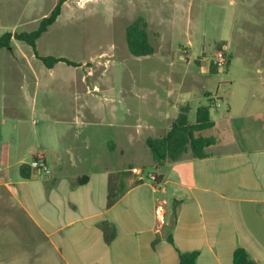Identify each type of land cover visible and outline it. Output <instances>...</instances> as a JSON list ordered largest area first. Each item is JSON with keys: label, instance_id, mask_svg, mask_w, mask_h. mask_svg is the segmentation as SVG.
<instances>
[{"label": "crops", "instance_id": "crops-1", "mask_svg": "<svg viewBox=\"0 0 264 264\" xmlns=\"http://www.w3.org/2000/svg\"><path fill=\"white\" fill-rule=\"evenodd\" d=\"M6 30L0 20V37ZM248 37L243 31L236 44L243 95L231 99L228 112L210 100L216 111L207 137L216 142L208 157L188 154L158 174L139 169L111 208L109 178L120 171L104 165L102 152L116 155L119 145L133 147L155 121L168 132L173 113L190 109L201 74L210 68L202 69L199 60L197 74L188 72L182 86L169 93L163 79L132 81L125 97L95 99L92 110L56 114L54 96L41 93L35 64L41 58L20 50L17 59L14 49L21 48L15 40L12 49L0 50V256L15 252L19 244L12 240L30 224L63 264H179L180 253L190 252L199 253L197 264H234L238 248L264 264V44L246 48ZM224 46L229 57V43ZM106 114L112 119L108 137ZM136 115L147 121L136 125ZM119 125L126 130H117ZM34 161H43L50 174L33 170ZM24 165L30 167L29 178ZM152 176L161 180L158 185ZM176 201L171 244L165 227L172 223ZM102 222L116 227L111 244L99 228Z\"/></svg>", "mask_w": 264, "mask_h": 264}, {"label": "rangeland", "instance_id": "rangeland-1", "mask_svg": "<svg viewBox=\"0 0 264 264\" xmlns=\"http://www.w3.org/2000/svg\"><path fill=\"white\" fill-rule=\"evenodd\" d=\"M249 1L251 4L245 7L242 0H63L60 17L38 40L36 51L19 41L14 45L21 49L14 50L17 59H22L21 50L30 56L66 59L73 64L59 62L50 68L42 59L35 60L41 93L54 96L56 114L66 109L92 110L97 105L95 99L125 97L132 81L163 79L162 88L169 93V89H178L182 81L197 74L198 61L204 60L202 69L210 68L211 72L201 74L196 96L190 100L189 120L194 123L197 109L209 106L210 100L220 104V112H228L231 99L243 95L237 47L243 31L249 35V41L244 42L246 48L264 44V0ZM59 2L0 0V20L8 28L6 31L31 33ZM138 18L148 24L150 40L156 49L152 56L135 57L128 49L126 29ZM233 42L236 43L232 45ZM227 43L229 64L213 73L214 54ZM203 86H207L205 92ZM181 93L186 94L187 90ZM215 105L212 114H215ZM104 111L109 112V108ZM178 113H173L169 120L173 121L170 128ZM111 120L106 114L105 137L112 133ZM127 120L130 123L132 117ZM135 121L136 125H142L147 120L136 115ZM117 130L126 128L119 125ZM141 132V139H136L133 147L127 145L126 149L119 145L116 155L104 150V165L116 172L133 167L134 174L139 169L145 174L160 173L161 167H155L146 141L149 137H161L167 131L155 121V126ZM202 135L210 136L208 131ZM28 225L20 238L12 240L19 244L15 252L2 254L0 264H63L37 230Z\"/></svg>", "mask_w": 264, "mask_h": 264}, {"label": "trees", "instance_id": "trees-1", "mask_svg": "<svg viewBox=\"0 0 264 264\" xmlns=\"http://www.w3.org/2000/svg\"><path fill=\"white\" fill-rule=\"evenodd\" d=\"M63 0L57 4L52 13L43 18L39 28L31 33H11L6 32L0 37V50L12 49L13 42L19 41L36 51L38 40L48 31V29L54 25L62 13ZM126 42L130 53L135 57H148L155 54V47L151 43L150 35L148 32V24L142 19H136L126 29ZM42 61L52 68L59 62H65L69 65H73L66 59L60 58H41ZM218 70L213 65V73H217ZM213 101H210L209 106H202L197 110L196 120L191 123L189 120V108H182L179 116L174 121L171 129L161 137H149L146 141L147 147L150 149L155 167L160 168L167 163H176L184 160L185 156L191 154L193 158H206L208 157L207 149L214 145L216 139L213 137H207L202 135L204 131L211 129L214 123L211 119V109L213 107ZM22 172L25 178H29L30 167L27 165L22 166ZM133 167H129L124 171L113 173L109 178L108 189V203L107 207H113L130 189L128 180L130 179L133 171ZM27 172V173H26ZM88 177L81 180V183H86ZM160 179L156 180L158 184ZM142 183L141 181L135 184ZM179 202H174V211L172 217V223L165 227L166 239L171 244L173 241V230L177 220V208ZM99 228L104 235V239L107 244H111L116 237V227L109 222H102L99 224ZM161 240L158 235L155 241L157 245ZM199 253H180L179 264H197ZM234 264H257L244 248H238L234 253Z\"/></svg>", "mask_w": 264, "mask_h": 264}, {"label": "built area", "instance_id": "built-area-1", "mask_svg": "<svg viewBox=\"0 0 264 264\" xmlns=\"http://www.w3.org/2000/svg\"><path fill=\"white\" fill-rule=\"evenodd\" d=\"M212 61H213L212 62L213 65L216 67L217 70L226 68L229 64V58L227 55V47L226 46L221 47L214 54ZM31 168L33 170H39V171L45 172L46 174H50L49 168L47 167V165L43 161H34L31 165ZM151 180L155 183L156 178L152 176Z\"/></svg>", "mask_w": 264, "mask_h": 264}]
</instances>
